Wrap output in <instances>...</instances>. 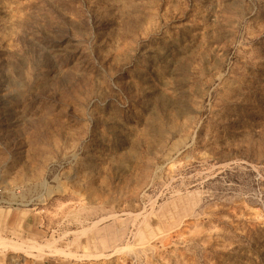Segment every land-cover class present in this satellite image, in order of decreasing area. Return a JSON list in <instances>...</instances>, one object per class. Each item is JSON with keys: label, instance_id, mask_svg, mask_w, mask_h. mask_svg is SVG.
Returning a JSON list of instances; mask_svg holds the SVG:
<instances>
[{"label": "rangeland", "instance_id": "rangeland-1", "mask_svg": "<svg viewBox=\"0 0 264 264\" xmlns=\"http://www.w3.org/2000/svg\"><path fill=\"white\" fill-rule=\"evenodd\" d=\"M0 264H264V0H0Z\"/></svg>", "mask_w": 264, "mask_h": 264}]
</instances>
